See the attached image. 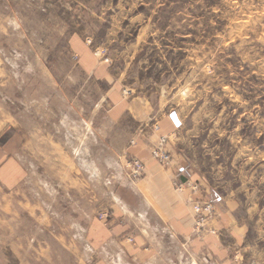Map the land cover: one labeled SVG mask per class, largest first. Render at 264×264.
<instances>
[{
	"label": "rangeland",
	"instance_id": "374dc122",
	"mask_svg": "<svg viewBox=\"0 0 264 264\" xmlns=\"http://www.w3.org/2000/svg\"><path fill=\"white\" fill-rule=\"evenodd\" d=\"M74 35L109 65L111 82L80 70ZM111 83L162 115L177 112L171 159L236 201L247 226L239 259L264 264V0H0V119L30 143L61 144L44 153L62 150L80 172L83 227L102 220L124 176L138 178L122 148L110 147L122 143L106 117ZM38 188L24 180L14 211L0 209V264H85L56 239L70 236L68 208L52 228L27 207L41 205Z\"/></svg>",
	"mask_w": 264,
	"mask_h": 264
},
{
	"label": "crops",
	"instance_id": "0c3cea01",
	"mask_svg": "<svg viewBox=\"0 0 264 264\" xmlns=\"http://www.w3.org/2000/svg\"><path fill=\"white\" fill-rule=\"evenodd\" d=\"M69 50L87 76L99 81L113 80L109 65L98 61L79 36L71 37ZM104 100L109 106L108 121L112 127L122 128V143L115 145L111 141L110 147L120 146L123 158L143 164L136 181L124 176L121 184L112 187L106 217L99 220L93 216L83 227L80 172L75 164L72 168L67 165L62 150L52 157L44 153L46 149H63L61 144L30 143L18 128L1 119L0 209L13 212L11 197L17 195L19 185L24 180L36 181L39 188L32 197L41 198V205L29 201L27 207L32 206L33 212L38 209L42 225L52 228L57 214H65L66 208L69 214L73 213V222L68 224L70 236L59 235L56 239L62 245H73L80 263L243 264L238 250L245 242L247 226L237 215L236 201L204 183L200 176L190 175L187 165L178 158L172 157L164 168L150 155L160 136L167 138L171 152V139L182 125L177 112L179 126L169 118L170 112L167 116L160 114L149 99L133 95L130 90L124 93L117 83H111ZM125 117L134 122L133 127L119 124ZM34 150H42L41 159L34 156ZM66 183L70 188L60 190ZM207 201L213 203V213L196 227L193 204ZM83 242L86 248L82 251Z\"/></svg>",
	"mask_w": 264,
	"mask_h": 264
},
{
	"label": "built area",
	"instance_id": "2783aa9c",
	"mask_svg": "<svg viewBox=\"0 0 264 264\" xmlns=\"http://www.w3.org/2000/svg\"><path fill=\"white\" fill-rule=\"evenodd\" d=\"M86 43H89V41H86ZM154 129L157 130L158 126L156 125ZM150 155L159 163L160 166L164 168L169 166L171 162V155L167 149V138L165 136L158 137L155 144L150 150ZM128 163L129 166L132 168V174L138 177L143 171L142 162H140L137 159H131L128 161ZM193 211L196 215L195 216L196 227L197 226L199 227L212 215L213 205L209 201L195 202L193 204Z\"/></svg>",
	"mask_w": 264,
	"mask_h": 264
},
{
	"label": "water",
	"instance_id": "95a60500",
	"mask_svg": "<svg viewBox=\"0 0 264 264\" xmlns=\"http://www.w3.org/2000/svg\"><path fill=\"white\" fill-rule=\"evenodd\" d=\"M169 118L172 120V122L174 123L175 126H179L180 122L177 118L176 112L175 111H171L169 113Z\"/></svg>",
	"mask_w": 264,
	"mask_h": 264
}]
</instances>
